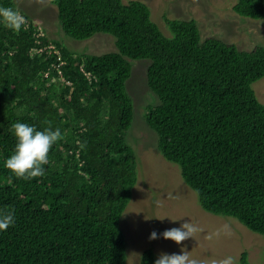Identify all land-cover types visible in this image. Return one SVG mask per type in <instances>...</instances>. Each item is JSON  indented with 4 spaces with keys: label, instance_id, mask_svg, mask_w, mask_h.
<instances>
[{
    "label": "trees",
    "instance_id": "trees-1",
    "mask_svg": "<svg viewBox=\"0 0 264 264\" xmlns=\"http://www.w3.org/2000/svg\"><path fill=\"white\" fill-rule=\"evenodd\" d=\"M49 2L66 35L107 33L116 50L71 51L22 11L24 30L0 23V208L16 214L15 225L0 231V264H126L120 222L137 181L125 139L133 120L125 89L131 59L150 60L147 85L158 102L144 118L163 158L180 167L203 210L264 235V102L251 86L264 76V47L200 41L194 19L164 17L168 38L139 0ZM0 7L19 10L14 0ZM232 10L264 18V0H238ZM17 120L62 131L45 174L28 181L4 165ZM155 260L146 249L139 264ZM239 264H250L246 252Z\"/></svg>",
    "mask_w": 264,
    "mask_h": 264
},
{
    "label": "rangeland",
    "instance_id": "rangeland-1",
    "mask_svg": "<svg viewBox=\"0 0 264 264\" xmlns=\"http://www.w3.org/2000/svg\"><path fill=\"white\" fill-rule=\"evenodd\" d=\"M19 11L33 19L49 39L77 53L102 54L115 51L114 37L97 33L77 40L61 29L56 6L49 0H14ZM129 0H122L127 3ZM148 5L150 18L164 36L172 32L164 17L194 19L200 41L207 37L234 44L239 50L264 47V18L239 16L232 10L238 0H139ZM131 74L126 92L133 103V120L125 139L135 152L137 181L125 208L120 226L126 239V264H139L141 252L150 249L157 259L161 252L178 253L181 246L170 239H149L152 231L179 227L184 222L198 231L182 242L184 250L206 264L232 256L239 264L242 252L250 264H264V235L249 230L231 216L215 215L201 208L197 194L183 180L180 167L163 158L157 148V134L145 122L146 106L158 99L146 79L148 59H131ZM257 99L264 102V76L252 83ZM165 217L163 220L157 217ZM176 219V220H175ZM227 226V227H225Z\"/></svg>",
    "mask_w": 264,
    "mask_h": 264
},
{
    "label": "clouds",
    "instance_id": "clouds-1",
    "mask_svg": "<svg viewBox=\"0 0 264 264\" xmlns=\"http://www.w3.org/2000/svg\"><path fill=\"white\" fill-rule=\"evenodd\" d=\"M0 23H3L8 29L19 32L26 28V17L17 9L11 7H0ZM11 132L15 136V147L10 156L4 160V165L15 177L26 181L45 174V165L49 163V152L52 146L62 138L60 128L49 126L43 129L37 128L34 124H29L17 120L11 125ZM81 148L85 147L81 143ZM165 217H157L163 220ZM176 220V219H175ZM16 223V214L14 208H0V231H6ZM227 227V226H225ZM198 226L191 222H184L179 227H172L164 230L162 233L152 231L149 235L150 240L164 238L170 239L181 246L178 253L161 252L154 264H206L196 257L190 256L188 251L184 250L183 241L197 232ZM210 264H235L232 256H226L223 259L212 260Z\"/></svg>",
    "mask_w": 264,
    "mask_h": 264
},
{
    "label": "built area",
    "instance_id": "built-area-1",
    "mask_svg": "<svg viewBox=\"0 0 264 264\" xmlns=\"http://www.w3.org/2000/svg\"><path fill=\"white\" fill-rule=\"evenodd\" d=\"M49 47L55 49V53H58V49L56 47H54L53 45H50ZM58 58L60 59V56ZM60 63H61V61H60Z\"/></svg>",
    "mask_w": 264,
    "mask_h": 264
}]
</instances>
